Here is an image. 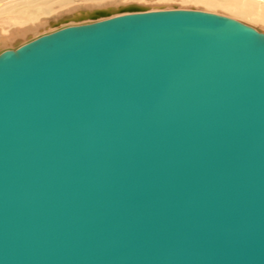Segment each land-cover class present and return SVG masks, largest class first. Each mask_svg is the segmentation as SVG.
Instances as JSON below:
<instances>
[{
    "label": "water",
    "instance_id": "1",
    "mask_svg": "<svg viewBox=\"0 0 264 264\" xmlns=\"http://www.w3.org/2000/svg\"><path fill=\"white\" fill-rule=\"evenodd\" d=\"M124 9L0 52V264H264V31Z\"/></svg>",
    "mask_w": 264,
    "mask_h": 264
},
{
    "label": "rangeland",
    "instance_id": "2",
    "mask_svg": "<svg viewBox=\"0 0 264 264\" xmlns=\"http://www.w3.org/2000/svg\"><path fill=\"white\" fill-rule=\"evenodd\" d=\"M234 1L238 0H0V32L6 27L7 36H9L7 38L0 33L2 36L0 50L16 48L43 33L64 26L83 24L109 17L90 18L92 12L102 8L110 10L112 12L110 16L120 14L118 9L128 4L146 6L148 10L158 8L207 10L231 16L262 29L259 27L261 24L250 17L240 15L232 9L228 11L217 7V5H230ZM244 2L251 3L253 0Z\"/></svg>",
    "mask_w": 264,
    "mask_h": 264
},
{
    "label": "bare ground",
    "instance_id": "3",
    "mask_svg": "<svg viewBox=\"0 0 264 264\" xmlns=\"http://www.w3.org/2000/svg\"><path fill=\"white\" fill-rule=\"evenodd\" d=\"M234 2L231 3L232 5L229 3L230 5H217V7H218V9L219 8H222L223 10H228V11H229V9H232L233 11L237 12L240 15L250 17L251 19H253L257 23L261 24L260 26L258 24V26L263 29V30L262 29H260V30L264 31V0H253V2H251V3L250 2H244L243 3L240 0L234 1ZM0 6H1V3H0ZM209 9H211V8H209ZM139 10H141V9H139ZM131 11H136V9L118 10L119 13H125V12H131ZM111 14H112V12L110 11L107 14L100 13V14H96V15H90V18H92V19H98L99 17H107V16H110ZM6 29H7L6 27L3 28L0 33H2V36H6L8 38L9 36H7V30ZM257 29H259V28H257ZM2 36L0 35V39H2ZM14 48H12V49H14ZM1 51L2 50H0V52Z\"/></svg>",
    "mask_w": 264,
    "mask_h": 264
}]
</instances>
